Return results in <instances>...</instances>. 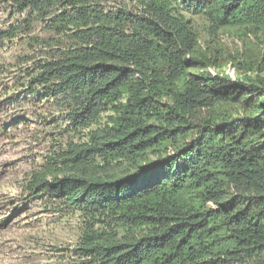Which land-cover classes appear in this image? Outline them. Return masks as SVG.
<instances>
[{"label": "trees", "instance_id": "16d2710c", "mask_svg": "<svg viewBox=\"0 0 264 264\" xmlns=\"http://www.w3.org/2000/svg\"><path fill=\"white\" fill-rule=\"evenodd\" d=\"M1 1L25 14L8 38L48 35L24 71L30 92L57 99L74 130L98 124L26 182L85 213L75 251L90 264H264V54L238 57L232 78L183 13L264 38V0Z\"/></svg>", "mask_w": 264, "mask_h": 264}, {"label": "rangeland", "instance_id": "374dc122", "mask_svg": "<svg viewBox=\"0 0 264 264\" xmlns=\"http://www.w3.org/2000/svg\"><path fill=\"white\" fill-rule=\"evenodd\" d=\"M183 13L200 48L222 55V70L232 78L238 57L264 54V38L255 30L244 25L215 28L206 12ZM24 17L0 0V264H90L75 251L86 227L85 213L59 198L30 195L26 182L50 154L67 141L87 140L98 124L74 130L57 99L41 90L30 92L24 71L42 56L43 45L36 39L48 35L39 24L29 36L21 29L8 38L6 33Z\"/></svg>", "mask_w": 264, "mask_h": 264}]
</instances>
